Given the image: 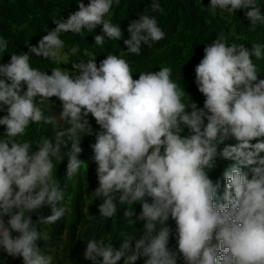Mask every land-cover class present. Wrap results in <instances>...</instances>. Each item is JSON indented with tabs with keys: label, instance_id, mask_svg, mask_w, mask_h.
<instances>
[{
	"label": "clouds",
	"instance_id": "obj_1",
	"mask_svg": "<svg viewBox=\"0 0 264 264\" xmlns=\"http://www.w3.org/2000/svg\"><path fill=\"white\" fill-rule=\"evenodd\" d=\"M76 3L79 10L67 19L54 18L56 27L37 46L29 45L30 53L60 63L78 51L66 50L61 34L83 36L98 25L105 35H96L95 45L102 46L105 36L123 39L121 26L111 22V9L121 0ZM150 9L163 12L159 0H152ZM208 9L221 16L244 10L251 30L264 26L258 0H210ZM128 32L127 51L108 54L99 66L96 56L87 54L72 62L74 71H68V63L59 64L49 75L32 67L25 52L0 63V110L7 106V115L0 118L7 129L0 137V251L22 257L23 264H55L52 253L43 254L38 241L50 238L41 225L56 223L66 212L65 193L54 172L56 162L67 156L66 178L75 183L85 164L79 159L82 140L95 134L91 148L99 186L91 195L103 198L101 218L116 216L118 205H123L127 224L132 227L139 221L144 227L142 233L135 227V235L121 233L125 239L118 250L105 244L104 237L87 240L85 260L264 264L263 38L249 49L229 44L220 35L205 47L195 69L198 89L206 97L201 108L192 98L185 100V89L171 79L170 67L140 72L133 79L123 57L139 55L142 45L151 48L165 38L156 17L141 14ZM7 49L8 41L0 37V53ZM90 114L98 132L94 133ZM40 123L52 126L53 137L25 140L30 125ZM229 138L236 143L218 153V146ZM218 157L234 161L223 172L222 197L221 182L208 171L217 168ZM136 203L142 211L132 219ZM44 206L52 214L33 222L32 214ZM170 218L174 230L167 224ZM173 235L178 250L169 248Z\"/></svg>",
	"mask_w": 264,
	"mask_h": 264
},
{
	"label": "trees",
	"instance_id": "obj_2",
	"mask_svg": "<svg viewBox=\"0 0 264 264\" xmlns=\"http://www.w3.org/2000/svg\"><path fill=\"white\" fill-rule=\"evenodd\" d=\"M87 6L90 0H83ZM152 0H121V3L113 5L111 9V22L119 24L123 32V39L110 40L105 36L102 46L95 45L96 35H105L102 25H98L92 33L85 30L84 35L62 33L61 39L65 41L66 50L72 47L78 49L75 56H68V66L73 70V61L83 60L85 55H95L97 66L107 58L108 54L119 55L127 51L124 39H130L128 27L132 21L138 20L141 14H149L156 17L158 26L165 32V38L154 43L151 48L142 45L139 55L126 53L123 57L130 64L133 79H138L140 72H157L161 67L172 69L171 79L181 88L185 89V100L197 103L203 107L206 97L199 91L196 83V66L204 56V49L218 36L223 35L229 44H244L251 49L256 39L263 38L264 26H257L251 30V22L245 16L244 10L237 13H224L221 16L217 11L213 15L208 9L210 0H159L163 12H151ZM262 12H264V0H258ZM79 10L76 0H0V37L8 41L7 53H0V63H8L11 54L22 52L29 53L31 66L46 71L49 75L51 69L59 67V63H53L42 57H37L29 52V45L37 46L43 36L56 27L54 18L67 19L70 14ZM65 50V51H66ZM89 56V57H90ZM254 63L255 58L253 57ZM262 59L260 62H263ZM261 79V78H258ZM26 90V86H24ZM45 114L49 111L44 108ZM7 115V106L0 110V118ZM94 133L100 130L95 118L88 117ZM51 125L32 124L27 131L25 140L36 141L43 138H52L54 133ZM6 126L0 125V137L6 132ZM188 134V129H185ZM24 138V137H23ZM54 142V141H53ZM95 143V134L85 136L82 140L79 159L85 162L79 175L73 181L66 178L68 158L65 156L61 162H56L54 170L56 179L65 193L63 204L66 206L65 216L54 224L41 225L42 229L49 232L50 238L38 241L41 252L45 255L52 253L55 264H92L84 259L87 240L104 237L105 244L112 243L115 249H119L125 237L121 234L127 232L135 235V227L143 231L144 222H137L135 226H129L124 220L126 206L118 205V213L112 218H101L99 206L103 198L91 195L99 186L96 175L97 165L92 159L93 150L91 145ZM236 141L232 138L225 140L218 146V153L222 152L227 145H234ZM70 147V145H69ZM37 148L34 146L33 151ZM62 151L67 149L62 148ZM234 161L217 158V168L208 170L214 181L221 182L219 195L222 197L225 181L223 172L226 167ZM247 171L248 169H243ZM213 171V172H212ZM212 172V174H211ZM136 219L142 211V205H133ZM51 209L44 206L32 214V220L39 223L42 217L51 215ZM8 217H5L7 220ZM168 226L175 229V221L171 218ZM18 235L13 233V236ZM139 238V234L137 235ZM134 245V241H133ZM169 248L178 250L175 235L170 237ZM102 260V258H99ZM0 264H23L22 257L13 258L5 252L0 251ZM123 264V258L120 262ZM144 264V258L137 261ZM178 264H183L179 260Z\"/></svg>",
	"mask_w": 264,
	"mask_h": 264
},
{
	"label": "rangeland",
	"instance_id": "obj_3",
	"mask_svg": "<svg viewBox=\"0 0 264 264\" xmlns=\"http://www.w3.org/2000/svg\"><path fill=\"white\" fill-rule=\"evenodd\" d=\"M63 55V53H62ZM68 63V57L66 56V58L64 60H62L59 64H67ZM68 71H74V70H68ZM54 98H57V97H54Z\"/></svg>",
	"mask_w": 264,
	"mask_h": 264
}]
</instances>
